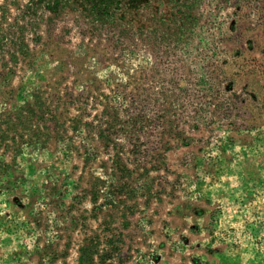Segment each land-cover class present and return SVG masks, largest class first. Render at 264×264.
Wrapping results in <instances>:
<instances>
[{
	"label": "rangeland",
	"instance_id": "rangeland-1",
	"mask_svg": "<svg viewBox=\"0 0 264 264\" xmlns=\"http://www.w3.org/2000/svg\"><path fill=\"white\" fill-rule=\"evenodd\" d=\"M9 118L0 264H264V0H0Z\"/></svg>",
	"mask_w": 264,
	"mask_h": 264
},
{
	"label": "trees",
	"instance_id": "trees-1",
	"mask_svg": "<svg viewBox=\"0 0 264 264\" xmlns=\"http://www.w3.org/2000/svg\"><path fill=\"white\" fill-rule=\"evenodd\" d=\"M32 108L33 107L31 106H24V108H20L17 113V119H22L23 117L29 118L30 116H33L35 112ZM11 121L12 120L10 118L6 121L8 123L7 130H3L2 127L0 128L4 141H6L5 139H8L9 131L14 132L16 129L14 125L9 126ZM92 201L96 203L93 196ZM100 241L101 238L99 235L83 239V245L80 246L78 251V264H111L108 262V250H103L104 253H101V250H99Z\"/></svg>",
	"mask_w": 264,
	"mask_h": 264
}]
</instances>
